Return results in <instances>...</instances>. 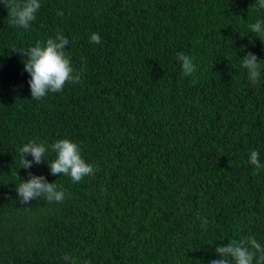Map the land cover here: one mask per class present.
<instances>
[{
    "label": "trees",
    "instance_id": "trees-1",
    "mask_svg": "<svg viewBox=\"0 0 264 264\" xmlns=\"http://www.w3.org/2000/svg\"><path fill=\"white\" fill-rule=\"evenodd\" d=\"M258 20V0H41L24 29L0 0V264H71L65 254L75 264H210L233 240L264 245V168L249 163L257 150L264 164V41L249 27ZM57 32L80 82L32 99L26 56L12 49ZM248 52L261 60L258 84L242 67ZM65 138L93 175H53L51 151L20 168L24 144ZM29 172L66 199L21 203Z\"/></svg>",
    "mask_w": 264,
    "mask_h": 264
},
{
    "label": "clouds",
    "instance_id": "clouds-1",
    "mask_svg": "<svg viewBox=\"0 0 264 264\" xmlns=\"http://www.w3.org/2000/svg\"><path fill=\"white\" fill-rule=\"evenodd\" d=\"M259 7L264 8V0H258ZM41 7V0H7L9 10V23L28 29L36 19ZM62 15V12L57 13ZM250 30L264 41V21H256L250 26ZM92 43H100L101 36L93 33L90 36ZM71 44L70 39L60 32L55 38H48L46 43L37 42L26 50L19 52L26 56L25 71L30 74L29 85L31 97L35 100L44 98L49 92L63 91L68 83L80 82V75L72 66L71 58L66 55V46ZM176 59L180 62L183 74L192 76L196 72L194 60L183 52L178 53ZM242 67L247 70L248 79L252 84L260 82L262 65L261 60L253 52H248L242 58ZM20 168L30 170L34 164L39 165L47 159L49 151L56 154V158L49 162L53 175L60 174L70 176L72 182L79 183L86 176L94 174L96 169L88 164L81 155V146L70 139H59L52 144L31 141L20 148ZM31 156L32 159H28ZM249 163L256 168H264L259 159V152H250ZM30 178L17 185V193L21 203L27 204L38 198H45L48 202H63L66 199V191L57 187L54 182H49L43 175H34L29 172ZM70 195V194H69ZM202 220L201 227L207 230L209 221L206 217H198ZM219 259H213L210 264H264V245L254 236L245 237L242 240H233L226 246L219 245L215 249ZM63 259L75 264L69 254ZM86 264H91L90 261Z\"/></svg>",
    "mask_w": 264,
    "mask_h": 264
}]
</instances>
